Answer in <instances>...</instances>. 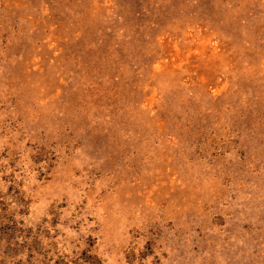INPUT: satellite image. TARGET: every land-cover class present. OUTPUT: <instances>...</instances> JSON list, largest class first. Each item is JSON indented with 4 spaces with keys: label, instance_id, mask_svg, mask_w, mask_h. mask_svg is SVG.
Wrapping results in <instances>:
<instances>
[{
    "label": "rangeland",
    "instance_id": "rangeland-1",
    "mask_svg": "<svg viewBox=\"0 0 264 264\" xmlns=\"http://www.w3.org/2000/svg\"><path fill=\"white\" fill-rule=\"evenodd\" d=\"M0 219V264H264V0H0Z\"/></svg>",
    "mask_w": 264,
    "mask_h": 264
},
{
    "label": "trees",
    "instance_id": "trees-1",
    "mask_svg": "<svg viewBox=\"0 0 264 264\" xmlns=\"http://www.w3.org/2000/svg\"><path fill=\"white\" fill-rule=\"evenodd\" d=\"M0 225H2V221H1V219H0ZM14 231L12 230L10 233H13ZM8 235H10V234H8Z\"/></svg>",
    "mask_w": 264,
    "mask_h": 264
}]
</instances>
